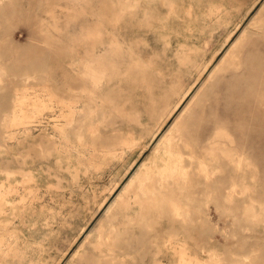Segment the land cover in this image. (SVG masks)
Masks as SVG:
<instances>
[{
    "label": "rangeland",
    "instance_id": "1",
    "mask_svg": "<svg viewBox=\"0 0 264 264\" xmlns=\"http://www.w3.org/2000/svg\"><path fill=\"white\" fill-rule=\"evenodd\" d=\"M0 0V264H264V0Z\"/></svg>",
    "mask_w": 264,
    "mask_h": 264
},
{
    "label": "crops",
    "instance_id": "2",
    "mask_svg": "<svg viewBox=\"0 0 264 264\" xmlns=\"http://www.w3.org/2000/svg\"><path fill=\"white\" fill-rule=\"evenodd\" d=\"M233 2H243V7L242 10L246 12L245 10L248 9L249 11L255 6L257 2H260L261 0H232Z\"/></svg>",
    "mask_w": 264,
    "mask_h": 264
}]
</instances>
